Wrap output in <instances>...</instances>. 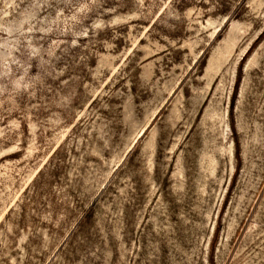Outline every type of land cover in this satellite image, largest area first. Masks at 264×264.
<instances>
[{
    "label": "rangeland",
    "instance_id": "rangeland-1",
    "mask_svg": "<svg viewBox=\"0 0 264 264\" xmlns=\"http://www.w3.org/2000/svg\"><path fill=\"white\" fill-rule=\"evenodd\" d=\"M0 264H264V0H0Z\"/></svg>",
    "mask_w": 264,
    "mask_h": 264
},
{
    "label": "trees",
    "instance_id": "trees-1",
    "mask_svg": "<svg viewBox=\"0 0 264 264\" xmlns=\"http://www.w3.org/2000/svg\"><path fill=\"white\" fill-rule=\"evenodd\" d=\"M239 79H240V75H238V81H239Z\"/></svg>",
    "mask_w": 264,
    "mask_h": 264
}]
</instances>
